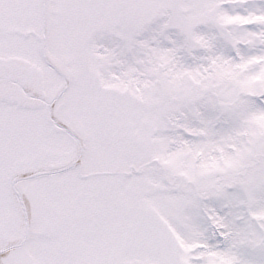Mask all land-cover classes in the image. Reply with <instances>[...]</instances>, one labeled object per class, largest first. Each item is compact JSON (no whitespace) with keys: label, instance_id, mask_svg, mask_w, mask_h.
Instances as JSON below:
<instances>
[{"label":"snow or ice","instance_id":"1","mask_svg":"<svg viewBox=\"0 0 264 264\" xmlns=\"http://www.w3.org/2000/svg\"><path fill=\"white\" fill-rule=\"evenodd\" d=\"M0 264H264V0H0Z\"/></svg>","mask_w":264,"mask_h":264}]
</instances>
